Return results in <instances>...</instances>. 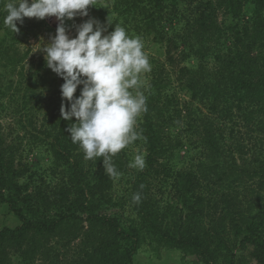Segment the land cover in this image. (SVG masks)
Returning a JSON list of instances; mask_svg holds the SVG:
<instances>
[{
	"label": "trees",
	"instance_id": "16d2710c",
	"mask_svg": "<svg viewBox=\"0 0 264 264\" xmlns=\"http://www.w3.org/2000/svg\"><path fill=\"white\" fill-rule=\"evenodd\" d=\"M7 2L0 0V103L12 95L9 106L28 130L52 99L39 89L53 87L40 143L58 184L32 190L24 141H10L0 122V205L20 223L0 228V264H136L145 246L177 252L183 264H264V0H105L109 11L99 8L100 23L114 16V25L165 49L152 62L142 138L112 158L129 186L121 198L103 157L85 160L71 141L76 118L61 116L64 80L42 59L25 73L14 52L23 31L3 22ZM173 26L181 29L170 33ZM19 65L24 92L5 84ZM132 146L146 152L138 172L129 167ZM127 205V219L106 213Z\"/></svg>",
	"mask_w": 264,
	"mask_h": 264
},
{
	"label": "clouds",
	"instance_id": "9594fccd",
	"mask_svg": "<svg viewBox=\"0 0 264 264\" xmlns=\"http://www.w3.org/2000/svg\"><path fill=\"white\" fill-rule=\"evenodd\" d=\"M97 0H8L4 25L12 32L20 29L24 18L43 20L56 17V34L40 50L46 66L64 80L61 85V116L72 123L67 131L72 143L78 144L85 160L103 157L104 170L111 178L120 175L112 158L142 138L137 131L138 119L148 111L142 90L144 74L151 72L148 55L140 37H131L126 29L115 25L107 31L100 21L89 18L76 26L70 37L66 20L89 17V7ZM79 97L75 96L78 87ZM67 101L70 104H65ZM145 157L138 153L129 167L143 170ZM143 187V186H141ZM141 202L140 193L132 197Z\"/></svg>",
	"mask_w": 264,
	"mask_h": 264
},
{
	"label": "rangeland",
	"instance_id": "374dc122",
	"mask_svg": "<svg viewBox=\"0 0 264 264\" xmlns=\"http://www.w3.org/2000/svg\"><path fill=\"white\" fill-rule=\"evenodd\" d=\"M31 2V0H29ZM106 8V12L109 11V8L106 7L105 0H97L95 6L89 7V17H75L73 20H66L65 26L69 30L70 37H75L77 35L76 26L85 22L89 18L97 19L99 17V8ZM251 8V7H250ZM102 25L106 27L107 31L105 34H108L115 29L114 25V16L104 15ZM59 21L56 17H47L43 20L37 18H24V23L20 24L17 22V27L23 31L22 42L19 43L14 52L16 51V55L19 58H23L24 62L23 68L25 73L28 72L30 66H35L41 59L45 60V53L40 50L41 47L50 41V38L56 34V29L58 27ZM176 24V23H175ZM180 27L173 26L170 27V33H175L179 31ZM127 32V31H126ZM127 34L131 37H134L133 33L127 32ZM2 33H0V37ZM144 51L148 55L151 68L152 62L154 58L165 59V49L161 46H155L149 43L148 41H143ZM195 59H192L190 62H185V64L193 65L195 64ZM212 62V61H211ZM210 62V63H211ZM21 64V65H22ZM176 68H179L178 66ZM21 66L17 68V70H13L12 68L8 69V73L6 76L5 84L8 85L10 81H14V87L17 84H21L22 92H24V88H29V83L27 82L26 77H21L19 75V70ZM44 74V73H43ZM143 79L145 81V86L142 89L144 94L147 92L148 84L150 82V72L144 74ZM39 91L45 95L46 98L50 99V102H45L44 104H40V108L35 114L33 125L28 127V130H25L24 127L27 123L26 119L23 118V115H17L13 112V104L9 106L8 99L12 98V95L5 98L0 105H3V108L0 109V122L3 124L5 131L10 135V141H15L17 143L20 140L24 141L25 146V155L24 160L28 162L31 166V182H32V190L36 192L38 187H43L44 189H51L58 184L57 177L53 176L51 173V158L47 154L46 147L40 143V140L45 139L43 132L46 130L47 123L45 115L48 114V106H52L54 104V100L57 99V93H54L53 87L50 85L45 86L44 84L41 86ZM14 94V89L12 88L10 94ZM184 96V94L182 95ZM47 104V106L45 105ZM9 106V107H8ZM36 108V109H37ZM15 109V107H14ZM50 109V108H49ZM142 116V115H141ZM140 116V117H141ZM20 118H22V123H20ZM140 119V118H139ZM139 121V120H138ZM28 126V125H27ZM34 148L33 151H30V148ZM36 147V148H35ZM138 153H141L146 156L145 149L143 150L140 146H132L130 148L131 159H134V156ZM186 151L183 150L181 155H185ZM136 172L140 171L139 169L132 168ZM28 179V177H27ZM129 193V186L125 177L118 176L114 178V190L113 196L116 198L127 197ZM132 210L129 209V206H125L123 209L119 207H109L106 211L109 215H120L124 219H127L130 215L132 217ZM19 221L8 212L7 207L4 205H0V228L9 227L15 228L19 225ZM188 261L194 262L197 261L194 257L187 258ZM136 264H183L181 262L180 254L173 251H162L159 253H154L149 246L143 247L141 252L136 257Z\"/></svg>",
	"mask_w": 264,
	"mask_h": 264
}]
</instances>
